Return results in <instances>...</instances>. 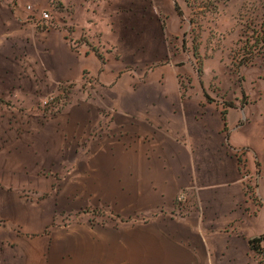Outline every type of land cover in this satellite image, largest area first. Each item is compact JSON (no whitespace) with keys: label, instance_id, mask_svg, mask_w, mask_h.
<instances>
[{"label":"crops","instance_id":"obj_1","mask_svg":"<svg viewBox=\"0 0 264 264\" xmlns=\"http://www.w3.org/2000/svg\"><path fill=\"white\" fill-rule=\"evenodd\" d=\"M60 1V14L66 18L50 23L45 30L37 26L40 15L31 20L16 18L7 25L14 39L26 41L34 52L42 51L40 55H48L44 63L47 70L35 71L43 75L42 83L35 87L52 88L57 83L78 86L92 79L95 93L90 100H80L73 106L75 113L97 121L115 122L122 117L127 128L141 124L145 172L141 173L139 196L144 205L171 210L180 191L189 188L193 192L186 197L198 210L194 208L183 219L155 217L144 225L84 227L75 240L67 238L59 243L54 253L46 233L30 237L44 231L45 216L52 212L50 204L48 212L46 206L37 211L33 224L21 220L24 225L20 230L29 235L24 233L17 242L19 257L15 264H259L249 241L264 236V227L258 221L264 206L261 194L262 204L255 213L250 210L252 214H243L238 221L227 213L230 203L244 207L251 202L239 178L240 161L250 174H257L259 185L264 182V53L242 65L244 81L228 104L222 98H213L214 92L205 82L191 84L182 92L174 81L173 65L160 62L166 56L162 14L174 0ZM26 3L18 0L13 15L22 16L20 6ZM0 18H4L3 13ZM5 32L6 27L0 24V44ZM142 37L144 58L150 59L149 64H126L115 58L123 51L133 55L139 49L132 43ZM204 64L207 73L213 61L210 58ZM71 115L72 111L62 115L63 124ZM52 134L40 132L36 136L40 140L32 144L35 153L41 148V162L51 161L46 153L53 147ZM218 153L224 156L223 181L228 180L231 188L224 195L211 191L218 184L198 185L191 173L192 155ZM29 183L48 185L42 180ZM221 200L226 202L224 210L219 211L216 205L210 212L201 213L200 201ZM261 248L264 252V240Z\"/></svg>","mask_w":264,"mask_h":264},{"label":"rangeland","instance_id":"obj_2","mask_svg":"<svg viewBox=\"0 0 264 264\" xmlns=\"http://www.w3.org/2000/svg\"><path fill=\"white\" fill-rule=\"evenodd\" d=\"M26 2L20 6L22 16H15L18 0H0V13L4 14L0 24L6 27L0 44V264L18 261L17 242L25 233L20 230L24 225L21 220L33 224L37 211L46 206L48 212L50 204L52 212L45 216L44 231L32 233L30 237L46 233L54 253L59 243L67 238L75 240L84 227L144 225L155 217L183 219L194 208L198 210L189 196L186 197L193 192L189 188L180 191L176 206L171 210L144 205L139 196L141 173L145 172L141 124L134 123L136 126L127 128L122 117H117L115 122L97 121L90 115L75 113L73 106L94 95L92 79L78 86L57 83L52 88L35 87L43 78L41 72L35 71L47 70L44 63L48 62V55H40L42 51L34 52L26 41L14 39L7 25L16 18L34 19L45 11L49 13V20L43 21L39 16L37 24L39 29L45 30L50 23H60V18L66 15L60 14L63 10L60 0ZM164 14L161 27L167 58L162 57L160 62L165 60L173 65L174 81L182 92L191 84L205 82L214 92L213 98H222L230 104L244 81L242 65L264 53V0H174ZM132 44L139 50L133 55L119 52L115 58L126 64L131 61L149 64L150 59L144 58L143 37ZM210 58L213 64L204 73V60ZM50 97L52 105L46 107L43 101H49ZM70 111L73 115L63 124L62 115ZM44 131L53 132V147L46 153L51 161L45 163L41 162L44 157L39 153L41 148L36 149L37 154L32 145L40 140L36 136ZM41 140L45 139L41 137ZM223 157L222 153L197 154L192 155L190 162L197 184H218L211 191L221 195L231 189L221 174ZM240 162L239 178L242 177L243 189L251 202L242 203L244 207L239 203L227 206V216L235 221L243 214L255 213L262 204L259 193L264 200V182L259 185L257 174H250ZM37 180L48 185L27 184ZM226 183L228 185L224 186ZM200 204L202 214L216 205L219 211L226 208L222 200L200 201ZM258 221L260 227H264V206ZM256 258L259 264H264V252Z\"/></svg>","mask_w":264,"mask_h":264},{"label":"trees","instance_id":"obj_3","mask_svg":"<svg viewBox=\"0 0 264 264\" xmlns=\"http://www.w3.org/2000/svg\"><path fill=\"white\" fill-rule=\"evenodd\" d=\"M206 98L209 100V97L206 96ZM263 240H264V236H260L258 238L251 239L249 241V249H250V251L254 252L256 255L262 254L263 250L261 248V243H262Z\"/></svg>","mask_w":264,"mask_h":264},{"label":"built area","instance_id":"obj_4","mask_svg":"<svg viewBox=\"0 0 264 264\" xmlns=\"http://www.w3.org/2000/svg\"><path fill=\"white\" fill-rule=\"evenodd\" d=\"M27 9L28 10H31V7L30 6H28L27 7ZM40 18L44 21H47V20H49V18H50V16H49V13L48 12H42L41 14H40ZM53 100V98L52 97H50L49 98V101H47V100H45V101H43V105H45L46 107H51V105H52V101Z\"/></svg>","mask_w":264,"mask_h":264}]
</instances>
